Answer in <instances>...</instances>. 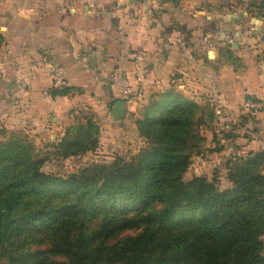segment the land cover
<instances>
[{
	"label": "trees",
	"instance_id": "trees-1",
	"mask_svg": "<svg viewBox=\"0 0 264 264\" xmlns=\"http://www.w3.org/2000/svg\"><path fill=\"white\" fill-rule=\"evenodd\" d=\"M200 111L178 90L155 93L136 120L147 141L139 154L68 175L42 171L45 159L18 133L0 140V260L264 264V152L228 166L229 188L205 176L185 180ZM94 128H69L62 155L94 148Z\"/></svg>",
	"mask_w": 264,
	"mask_h": 264
},
{
	"label": "crops",
	"instance_id": "crops-1",
	"mask_svg": "<svg viewBox=\"0 0 264 264\" xmlns=\"http://www.w3.org/2000/svg\"><path fill=\"white\" fill-rule=\"evenodd\" d=\"M227 1L0 0V128L34 146L57 143L89 118L101 129L115 121L117 71L134 92L117 120L129 122L168 89L213 106L224 121L248 113L245 96L264 99V18ZM254 121L264 134V118Z\"/></svg>",
	"mask_w": 264,
	"mask_h": 264
},
{
	"label": "rangeland",
	"instance_id": "rangeland-1",
	"mask_svg": "<svg viewBox=\"0 0 264 264\" xmlns=\"http://www.w3.org/2000/svg\"><path fill=\"white\" fill-rule=\"evenodd\" d=\"M227 2L228 9L246 11L255 17L264 14V0H228ZM4 34L3 29H0V49L7 44ZM258 57L260 61L264 60V49ZM247 97L249 96H245L244 99ZM149 101L150 98L147 103ZM195 102L201 106V111L193 126L194 138L190 147L189 165L183 178L186 180L195 176H205L208 180L214 178L218 189L229 188L232 183L227 177L228 166L237 158L246 157L249 152H264V141L259 138L254 124L257 116L259 119L264 118V108L255 115H251L248 111L235 120L224 121L215 114L213 106ZM143 106L129 122L115 120L103 125L101 129L92 118L85 120L84 125L90 122L92 127H95L91 135L96 139V145L92 149L63 156L59 144L67 130L57 143L46 140L41 145L34 146L36 156L45 159L41 167L42 171L68 175L89 163H109L115 158L128 161L135 157L147 145L146 139L136 125V120L142 116ZM15 133L19 134L20 139L29 141L26 135L15 131L7 133L3 127L0 128V140L15 139ZM262 172L264 173V164ZM0 264H5L4 260H0Z\"/></svg>",
	"mask_w": 264,
	"mask_h": 264
},
{
	"label": "built area",
	"instance_id": "built-area-1",
	"mask_svg": "<svg viewBox=\"0 0 264 264\" xmlns=\"http://www.w3.org/2000/svg\"><path fill=\"white\" fill-rule=\"evenodd\" d=\"M141 60L140 56L136 57V66ZM260 68H264V60L258 63ZM3 78V74L0 70V81ZM54 79L57 84H61V74L56 72ZM111 87L116 94L117 100L124 102L128 101L134 94L132 80L123 72L117 71L111 76ZM243 107L251 114L257 113L264 108V99L247 97L243 100Z\"/></svg>",
	"mask_w": 264,
	"mask_h": 264
},
{
	"label": "water",
	"instance_id": "water-1",
	"mask_svg": "<svg viewBox=\"0 0 264 264\" xmlns=\"http://www.w3.org/2000/svg\"><path fill=\"white\" fill-rule=\"evenodd\" d=\"M125 102L122 100H116L113 105H111V115L113 119L117 120L121 118L124 114Z\"/></svg>",
	"mask_w": 264,
	"mask_h": 264
}]
</instances>
